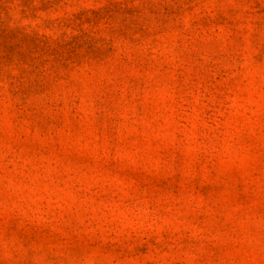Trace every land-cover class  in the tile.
Masks as SVG:
<instances>
[{"label": "rangeland", "instance_id": "obj_1", "mask_svg": "<svg viewBox=\"0 0 264 264\" xmlns=\"http://www.w3.org/2000/svg\"><path fill=\"white\" fill-rule=\"evenodd\" d=\"M0 264H264V0H0Z\"/></svg>", "mask_w": 264, "mask_h": 264}]
</instances>
